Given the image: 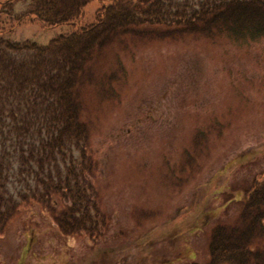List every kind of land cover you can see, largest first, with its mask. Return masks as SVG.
<instances>
[{
    "label": "rangeland",
    "instance_id": "rangeland-1",
    "mask_svg": "<svg viewBox=\"0 0 264 264\" xmlns=\"http://www.w3.org/2000/svg\"><path fill=\"white\" fill-rule=\"evenodd\" d=\"M0 19L13 43L77 28ZM82 99L100 237L63 235L31 202L0 230V264H209L212 232L237 224L264 175V39L127 37L98 54Z\"/></svg>",
    "mask_w": 264,
    "mask_h": 264
},
{
    "label": "trees",
    "instance_id": "trees-1",
    "mask_svg": "<svg viewBox=\"0 0 264 264\" xmlns=\"http://www.w3.org/2000/svg\"><path fill=\"white\" fill-rule=\"evenodd\" d=\"M0 2L10 22L77 26L47 45L2 37L0 19V230L21 205L40 204L63 235L99 239L82 91L98 54L127 37L264 39V0H28L23 14ZM100 2L94 21L83 9ZM78 23L80 26L78 27ZM68 202L56 208L53 196ZM209 264H264V175L246 193L237 224L211 234Z\"/></svg>",
    "mask_w": 264,
    "mask_h": 264
}]
</instances>
